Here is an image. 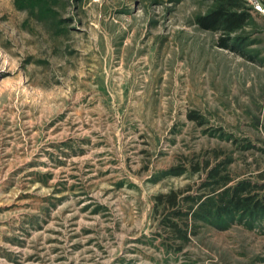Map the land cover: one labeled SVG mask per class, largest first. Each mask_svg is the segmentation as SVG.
Wrapping results in <instances>:
<instances>
[{
  "label": "rangeland",
  "instance_id": "1",
  "mask_svg": "<svg viewBox=\"0 0 264 264\" xmlns=\"http://www.w3.org/2000/svg\"><path fill=\"white\" fill-rule=\"evenodd\" d=\"M243 1L253 60L193 23L210 0H0V264H264V215L194 217L217 162L264 192V0Z\"/></svg>",
  "mask_w": 264,
  "mask_h": 264
},
{
  "label": "trees",
  "instance_id": "2",
  "mask_svg": "<svg viewBox=\"0 0 264 264\" xmlns=\"http://www.w3.org/2000/svg\"><path fill=\"white\" fill-rule=\"evenodd\" d=\"M211 7L202 14L194 17L193 23L200 29L217 33L216 45L228 49L248 60H253L250 51L246 48L252 44L245 34L238 33L251 20V10L243 0H210ZM188 119L196 120L193 112L188 113ZM228 161L217 162L206 172V185L221 188L216 192V198H209L207 206L200 205V213L194 214L196 218L213 216L219 218L232 217L233 214H246L248 216L264 215V192L262 198L258 199L254 188L262 189V184L252 181L241 180L227 185L230 177L226 174L225 165ZM179 193L169 190L154 196L157 204L164 209H169L172 217L186 216L189 209L182 211L178 206ZM216 199L217 202H213ZM164 227L171 235L182 241L186 240L185 224L178 226L177 222L167 217L164 219ZM184 223V222H183Z\"/></svg>",
  "mask_w": 264,
  "mask_h": 264
}]
</instances>
